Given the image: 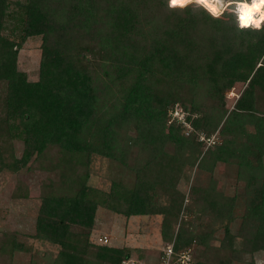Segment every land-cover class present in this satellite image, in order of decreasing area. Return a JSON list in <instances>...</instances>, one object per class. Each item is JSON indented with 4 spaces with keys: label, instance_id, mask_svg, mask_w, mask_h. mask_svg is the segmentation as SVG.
<instances>
[{
    "label": "trees",
    "instance_id": "obj_1",
    "mask_svg": "<svg viewBox=\"0 0 264 264\" xmlns=\"http://www.w3.org/2000/svg\"><path fill=\"white\" fill-rule=\"evenodd\" d=\"M236 7L215 16L169 0H0V173L49 159L60 176L58 190L43 194L35 235L60 247L50 264L131 258L91 242L100 206L163 216V239L176 252L209 249L213 229L172 230L186 210L180 184L191 179L197 218L209 215L225 230L224 264L238 256L230 227L239 207L244 250L264 252V22L241 28ZM10 22L21 41L6 34ZM34 36L42 38L39 76L29 81L18 57ZM15 138L24 143L19 158ZM97 158L107 162V191L89 184ZM217 163L244 183L241 193L228 196L211 177L201 183Z\"/></svg>",
    "mask_w": 264,
    "mask_h": 264
},
{
    "label": "rangeland",
    "instance_id": "obj_2",
    "mask_svg": "<svg viewBox=\"0 0 264 264\" xmlns=\"http://www.w3.org/2000/svg\"><path fill=\"white\" fill-rule=\"evenodd\" d=\"M228 2L229 0H224L223 6L218 5V8L226 7ZM207 8L209 7L207 6ZM209 10L211 9L209 8ZM221 12L218 11L215 16H219ZM12 25L13 23L10 22L6 34L19 42L22 39L21 29H15L13 32ZM41 43L40 36L30 37L19 50L18 69L27 75L29 81L38 80ZM241 90L242 86L238 85L229 93V106L235 103ZM214 140L215 137H212L207 142L208 145H211ZM12 147L18 158L23 155L24 143L21 139H13ZM47 161L32 162L29 166L17 171L6 167L0 173V264H50V260L59 253L58 245L35 238L43 194L51 189L50 186L58 190L56 182L59 181L60 176L47 169ZM231 170L227 165L217 163L212 172L204 170L199 178L201 183L206 186L211 177L216 182V189H220L228 196H233L243 191L244 183L239 182L236 174ZM109 175L107 162L97 158L92 165L89 184L94 188L107 191L111 186ZM191 187L192 179L190 183L183 181L180 184L181 190L186 195L184 203L186 210L174 223L172 228L174 236L178 230H183V228L190 231L197 230V232L201 229L206 233L213 229L209 249L205 250L196 245L195 250L192 249L193 260L209 264H220L218 261L221 260L224 264L229 260L230 253L229 250L222 248L225 241V230L220 223H211L212 218L209 215L202 214L201 220L197 218L195 208L198 202H193ZM188 206L192 211L187 210ZM242 213L243 209L239 207L237 218L230 227L232 234L237 237L235 238V247L238 249V256L227 264H264V252H258L251 256L244 250L243 240L239 235L242 225L239 216ZM162 221L163 216L161 215L127 217L110 208L100 206L95 214L90 240L95 245H104L100 239L107 237L109 243L104 246H123L122 248L128 249L131 253V260L128 264H163V251L172 241L168 242L163 239ZM12 246L14 247L13 253L10 251Z\"/></svg>",
    "mask_w": 264,
    "mask_h": 264
},
{
    "label": "clouds",
    "instance_id": "obj_3",
    "mask_svg": "<svg viewBox=\"0 0 264 264\" xmlns=\"http://www.w3.org/2000/svg\"><path fill=\"white\" fill-rule=\"evenodd\" d=\"M193 0H184L183 3L173 4L172 0H169V7L175 8L177 6L183 8L184 6L192 3ZM216 5L223 6L224 0H207V3H201L200 0H195V3L207 5L213 14H217L218 11H223V7L217 9L212 7V3ZM229 2H234V0H229ZM264 7V0H251V4L244 0L243 3H238L237 7L233 9L238 16V22L241 28L245 27H254L255 29H260L262 22H264V12L261 11V8ZM209 10V9H208ZM210 11V10H209ZM258 14V15H257Z\"/></svg>",
    "mask_w": 264,
    "mask_h": 264
},
{
    "label": "built area",
    "instance_id": "obj_4",
    "mask_svg": "<svg viewBox=\"0 0 264 264\" xmlns=\"http://www.w3.org/2000/svg\"><path fill=\"white\" fill-rule=\"evenodd\" d=\"M237 5V2H228L227 6L223 8V11L220 13L222 14L225 9L230 6L231 4ZM211 12V10H210ZM264 12V7H263ZM212 13V12H211ZM219 14V15H220ZM215 15V14H214ZM174 118H178L179 120H184V115L181 110L176 109L173 113ZM173 119V118H172ZM100 241L103 242L104 245H107L109 243V239L107 237H104L100 239ZM174 241L169 244L166 248V250L163 251V257H162V263L163 264H193V250L192 248H185L178 252L175 251L174 248ZM129 260L124 261V264H128Z\"/></svg>",
    "mask_w": 264,
    "mask_h": 264
},
{
    "label": "snow or ice",
    "instance_id": "obj_5",
    "mask_svg": "<svg viewBox=\"0 0 264 264\" xmlns=\"http://www.w3.org/2000/svg\"><path fill=\"white\" fill-rule=\"evenodd\" d=\"M184 0H172L173 4L183 3ZM201 3H207V0H200Z\"/></svg>",
    "mask_w": 264,
    "mask_h": 264
},
{
    "label": "bare ground",
    "instance_id": "obj_6",
    "mask_svg": "<svg viewBox=\"0 0 264 264\" xmlns=\"http://www.w3.org/2000/svg\"><path fill=\"white\" fill-rule=\"evenodd\" d=\"M238 3H243V2H237V4ZM249 4H251V2H248ZM206 6V5H205ZM220 6V5H219ZM218 5H216L214 2L212 3V7H216L217 9H219L218 7H219ZM237 6V5H236ZM207 7V6H206ZM209 9V8H208ZM261 11L263 12V7L261 8ZM212 12V11H211ZM258 15V14H257ZM249 27H251V26H249Z\"/></svg>",
    "mask_w": 264,
    "mask_h": 264
},
{
    "label": "crops",
    "instance_id": "obj_7",
    "mask_svg": "<svg viewBox=\"0 0 264 264\" xmlns=\"http://www.w3.org/2000/svg\"><path fill=\"white\" fill-rule=\"evenodd\" d=\"M132 243H135V242H132ZM127 245H129V244H127ZM123 246H121V247H119V248H122ZM131 260V258L129 259V261ZM135 264V263H134Z\"/></svg>",
    "mask_w": 264,
    "mask_h": 264
}]
</instances>
